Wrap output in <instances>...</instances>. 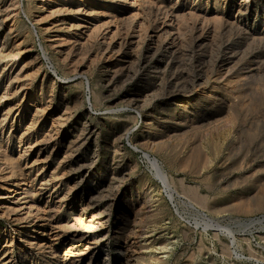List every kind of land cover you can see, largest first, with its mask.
I'll return each mask as SVG.
<instances>
[{
	"label": "rangeland",
	"instance_id": "obj_1",
	"mask_svg": "<svg viewBox=\"0 0 264 264\" xmlns=\"http://www.w3.org/2000/svg\"><path fill=\"white\" fill-rule=\"evenodd\" d=\"M0 21V264H264V0Z\"/></svg>",
	"mask_w": 264,
	"mask_h": 264
},
{
	"label": "bare ground",
	"instance_id": "obj_2",
	"mask_svg": "<svg viewBox=\"0 0 264 264\" xmlns=\"http://www.w3.org/2000/svg\"><path fill=\"white\" fill-rule=\"evenodd\" d=\"M131 1H132V0H131ZM246 1H247V0H246ZM128 2H129V1H128ZM132 6H133V5H132ZM239 6H240V5H239ZM241 6H242V5H241ZM245 6H246V5H245ZM13 8H14V7H13ZM79 8H80V7H79ZM246 8H247V6H246ZM241 10H242V9H241ZM5 11H6V10H5ZM7 11H8V10H7ZM102 13H103V12H102ZM1 18H2V17H1ZM125 20H126V19H125ZM0 22H1V21H0ZM83 23H84V22H83ZM86 26H87V25H86ZM193 26H194V25H193ZM87 28H88V27H87ZM8 30H9V29H8ZM89 31H90V30H89ZM170 31H171V30H170ZM244 32H245V30H244ZM244 34H245V33H244ZM209 35H210V34H209ZM169 38H170V37H169ZM174 38H175V37H174ZM144 39H145V37H144ZM150 39H151V38H150ZM165 39H167V38H165ZM170 40H173V38L170 39ZM180 40H181V39H180ZM152 41H153V40H152ZM171 44H172V43H171ZM155 45H157V44H155ZM0 48H1V47H0ZM183 49H184V48H183ZM259 49H260V48H259ZM1 51H2V49H1ZM183 51H184V50H183ZM2 53H4V52H2ZM225 53H226V52H225ZM234 55H235V53H234ZM236 55H237V54H236ZM261 55H262V54H261ZM229 58H230V57H229ZM230 59H231V58H230ZM261 64H262V63H261ZM238 65H239V64H238ZM257 65H258V64H257ZM261 69H262V67H261ZM262 71H263V70H262ZM254 76H255V75H254ZM259 76H261V74H260ZM259 76H258V77H259ZM261 77H262V76H261ZM255 85H256V84H255ZM255 90H256V89H255ZM259 93H260V92H259ZM211 96H212V95H211ZM142 103H143V102H142ZM10 108H11V107H10ZM10 108H9V109H10ZM10 111H11V110H10ZM10 111H9V112H10ZM7 112H8V111H7ZM9 112H8V113H9ZM262 120H263V119H262ZM147 156H148V155H147ZM4 159H5V158H4ZM153 163H154L156 166H159L157 160H153ZM160 169H161V168H160ZM22 173H25V172H22ZM164 177L168 180L167 174H165ZM22 181H23V180H22ZM165 181H166V180H165ZM165 181H164V182H165ZM168 181H169V180H168ZM20 183H22L21 180H20L19 182L16 181L14 184H15V186H17L18 188H21V187H20ZM166 183H167V182H166ZM24 184H25V183H24ZM21 185H22V184H21ZM11 190H12V189H11ZM12 193H14V192H12ZM12 196H13V195H12ZM168 196H169L170 200L173 201V196H172V194H169ZM13 201H14V200H13ZM247 202H248V201H247ZM1 205H2V204H1ZM5 207H6V206H5ZM7 207H8V206H7ZM9 207H10V206H9ZM248 208H249V207H248ZM8 209H9V208H8ZM6 210H7V209H6ZM258 220H259V219H258ZM256 221H257V220H256ZM256 221L254 220V221H252L251 223L254 224V222H256ZM259 221H261V220H259ZM252 224H251V225H252ZM25 225H26V224H25ZM42 225H43V224H42ZM35 243H36V242H35ZM38 245H39V244H38ZM40 245H41V244H40ZM10 252H11V251H10ZM10 252H9V253H10ZM8 259H9V258H8ZM8 259H7V260H8ZM10 259H11V258H10ZM5 262H6V261H5ZM6 264H7V263H6Z\"/></svg>",
	"mask_w": 264,
	"mask_h": 264
}]
</instances>
